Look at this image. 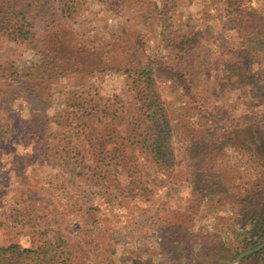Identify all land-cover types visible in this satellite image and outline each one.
Wrapping results in <instances>:
<instances>
[{
  "label": "rangeland",
  "instance_id": "1",
  "mask_svg": "<svg viewBox=\"0 0 264 264\" xmlns=\"http://www.w3.org/2000/svg\"><path fill=\"white\" fill-rule=\"evenodd\" d=\"M81 1L68 25L70 39L77 33L76 44L102 46L100 53L112 68L125 59L166 56L162 29L156 21L157 15H166L183 32L200 33V49L208 54L210 70L196 78L194 97H184L171 79L157 73L158 91L175 127L171 139L175 166L168 174L154 170L144 178L143 187L148 189L146 193L141 190L138 197L127 195L119 186L100 190L91 172L81 165L86 152L108 151L98 145L105 125L94 123L87 133L76 127L67 129L66 136L82 141L81 155L72 149L75 157L67 163L68 138L60 136L57 141L35 145L27 134L22 102L7 106L0 101V246L18 242L30 247L60 239L64 251L71 253L72 264H228L263 242L264 186L248 193L244 204L247 217L241 215L243 204L218 205L197 190L202 180L218 169L226 174L229 186L241 185L247 190L263 172L252 160L234 153L228 143L218 154H205L202 162L192 153L194 145H209L211 138L203 137L201 128L223 145L237 141H228L233 128L252 126L253 130H244L242 137L246 155L255 154L264 163V111L259 92L254 90L264 74L257 64L252 76L240 78L225 68L237 60L231 52L239 51L245 39L227 22L223 4L216 7L211 0H139L149 6L133 1L112 8L101 0ZM244 6L250 13L264 16V0H247ZM146 14L154 16L153 20L145 22L141 16ZM33 22L36 36L41 38L50 31L52 18ZM259 47L264 50V44ZM35 53L30 44L4 43L0 46V75L12 67L24 74ZM81 74L52 78L51 114L73 112L74 108L64 103L69 90L79 91L92 103L102 99L121 104L128 101L131 79L120 71ZM135 154L137 175L145 157ZM239 264H264V248Z\"/></svg>",
  "mask_w": 264,
  "mask_h": 264
},
{
  "label": "trees",
  "instance_id": "2",
  "mask_svg": "<svg viewBox=\"0 0 264 264\" xmlns=\"http://www.w3.org/2000/svg\"><path fill=\"white\" fill-rule=\"evenodd\" d=\"M101 1L105 6L115 8L120 2L137 3L139 0ZM246 1L211 0L216 7L220 3L223 4L227 22L245 39L239 51L231 52L237 60L225 67L235 73L237 78L246 74L252 76L254 64L259 65L264 74V50L259 47V44H264V16L250 13L244 6ZM138 3L139 5L143 3L142 7L149 6L142 1ZM81 5V0H0V46L4 43L30 44L36 51L34 60L24 74L13 67L2 70L0 101L7 106L13 105L16 101L22 102L27 113L24 122L28 129L27 134L32 136L35 145L41 146L45 140L57 141L60 136L68 138L71 147L65 154L64 160L67 163L75 157L71 156L72 149L76 148L77 153L81 155L79 149L82 145V141L77 142L75 138L66 136L67 129L76 127L87 133L94 123L105 125L101 143L98 145L100 149L106 147L108 151L88 154L86 152L82 155L81 165L91 172L92 180L100 190L106 191L113 185L123 187L127 195L132 197L142 196L140 191L144 193L148 189L143 187L144 178L151 176L154 170L168 174L175 166L171 146L175 127L159 94L157 73L171 79L175 88L180 90L184 97H194L196 89L193 84L199 74L210 70L211 62L207 52L200 49L199 32H183L176 28L166 15H157L156 21L162 29L167 55L156 59L142 60L138 57L133 60L125 59L120 65L112 68L104 53L102 51L100 53L102 46L92 43L91 47L85 42L76 44L73 40L77 33L70 39L71 27L68 25L74 20ZM48 16L52 18L51 26L48 25L50 31L45 36L37 38L33 21L39 18L45 20ZM141 17L146 22L153 20L154 16L151 18L146 14ZM107 69L120 71L131 79L129 99L126 103L121 104L115 99H102L92 103L79 91L69 90L64 103L73 107V112L63 110L55 115L50 113L54 107L50 83L55 75L72 77L76 74L86 75ZM254 90L259 92L260 105L264 111V76ZM247 129L253 130V127L233 128L228 141L232 139L237 141L221 145L220 139L207 129L201 128L199 132H202L203 137L211 138L209 145L201 146L199 143L192 147V153L195 152L197 157H201L202 160L198 161L202 162L205 160V154L208 153L209 156L218 154L228 143L239 157H246L253 161L255 167L263 168V172L259 173L258 182L250 190L241 185L232 188L225 181L224 172L219 169L216 173L211 171L197 190L200 191V195L206 194L211 197L209 199L216 201L218 205L240 203L244 207L249 197L248 193L258 192L264 186V163L255 154L250 157L246 155L248 150L242 137ZM253 132L259 134V131ZM88 138L90 142L91 138ZM103 152L105 156L102 155ZM135 153H142L145 157L144 162L139 165L140 171H136L137 175L134 174L137 158ZM200 174L203 175L202 172ZM241 213L243 217H247L248 211L244 207ZM2 225L0 223V226ZM63 245L65 244L60 239L57 242L48 241L43 245L30 247L13 242L7 246H0V264H72L71 253L64 251Z\"/></svg>",
  "mask_w": 264,
  "mask_h": 264
},
{
  "label": "water",
  "instance_id": "3",
  "mask_svg": "<svg viewBox=\"0 0 264 264\" xmlns=\"http://www.w3.org/2000/svg\"><path fill=\"white\" fill-rule=\"evenodd\" d=\"M264 248V241L261 242L260 244L254 246L253 248H250L248 250H245L241 252L239 255H237L234 259H232L228 264H239L244 258L247 256L257 253L260 250Z\"/></svg>",
  "mask_w": 264,
  "mask_h": 264
}]
</instances>
